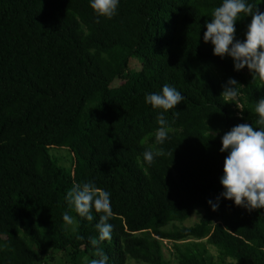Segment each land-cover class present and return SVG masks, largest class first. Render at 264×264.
Returning a JSON list of instances; mask_svg holds the SVG:
<instances>
[{"label":"trees","instance_id":"trees-1","mask_svg":"<svg viewBox=\"0 0 264 264\" xmlns=\"http://www.w3.org/2000/svg\"><path fill=\"white\" fill-rule=\"evenodd\" d=\"M220 2L119 0L107 19L87 0H0V264H87L96 247L107 264H170L163 240L178 264H264V209L206 203L222 191L220 136L256 127L254 102L264 97V81L234 71L201 40ZM249 19L236 21V38ZM228 78L239 86L226 100ZM164 84L184 99L164 112L168 138L157 145L162 110L143 97ZM158 147L165 154L143 162ZM51 148L70 152L67 168ZM89 180L110 192L112 209L111 239L95 246L101 213L89 222L64 200ZM196 210L198 222L175 224Z\"/></svg>","mask_w":264,"mask_h":264},{"label":"clouds","instance_id":"clouds-1","mask_svg":"<svg viewBox=\"0 0 264 264\" xmlns=\"http://www.w3.org/2000/svg\"><path fill=\"white\" fill-rule=\"evenodd\" d=\"M88 7L97 17L111 19L117 13L119 0H87ZM261 3V0H259ZM248 0H221L210 13V21L204 24L205 31L201 40L211 45V54L223 59H231L234 71L247 69L252 80L264 81V11H260ZM243 17H250L243 30V38L235 36V23ZM236 80L228 78L222 85L220 95L227 100L238 95ZM184 97L173 86L164 84L159 92L145 93L143 100L152 109H159L156 116L154 140L162 145L168 138L170 125L164 112L172 110L181 103ZM253 111L256 114L255 124H236L220 136L221 153H227L222 164V175L219 185L222 191L213 200L206 203L211 211H216L219 200H230L233 206L251 211L264 209V97L254 102ZM216 135L215 132L212 133ZM163 148L143 151V162L151 165L155 157L163 156ZM66 205L85 220L93 221V211L101 213L93 225L97 232L96 239L91 243L95 246L111 239L112 225L108 219L112 216L110 192L97 187L92 181L74 183L66 191ZM62 220L72 225L73 217L65 212ZM95 258H90L87 264H107L105 252L96 247Z\"/></svg>","mask_w":264,"mask_h":264},{"label":"rangeland","instance_id":"rangeland-1","mask_svg":"<svg viewBox=\"0 0 264 264\" xmlns=\"http://www.w3.org/2000/svg\"><path fill=\"white\" fill-rule=\"evenodd\" d=\"M131 67L134 69L139 68V58H133L131 60ZM51 156L55 158L58 162V164L64 168L68 167V161L70 160V152L65 148H51L49 150ZM203 212L201 210H196L187 220H185L182 223H175L178 226L184 225V226H190L196 222H198L202 217ZM162 245V252L165 260H168L170 264H178L177 260L171 253V242L163 240L161 241ZM207 247L210 249V251L214 254V249L207 245ZM55 255V251H52L49 253V256ZM48 264H53L52 262ZM127 264H138L134 261H128Z\"/></svg>","mask_w":264,"mask_h":264}]
</instances>
